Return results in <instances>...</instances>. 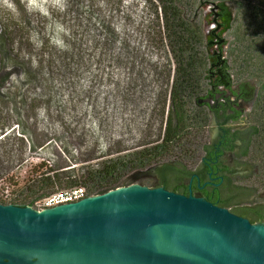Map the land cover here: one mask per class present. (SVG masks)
<instances>
[{"label": "rangeland", "instance_id": "obj_1", "mask_svg": "<svg viewBox=\"0 0 264 264\" xmlns=\"http://www.w3.org/2000/svg\"><path fill=\"white\" fill-rule=\"evenodd\" d=\"M16 4L18 16L0 9V201L6 203L9 193L10 201L30 204L51 191L33 194L50 171L55 175L70 165L78 175L84 165L156 139L174 65L162 43L164 30L155 0H68L65 12H52L53 19L69 30L67 51L50 45L47 18L28 14L20 0ZM225 5L233 19V8ZM201 22L208 44L207 27H216L210 7H203ZM34 31L43 40L40 48L29 39ZM224 37L226 58L230 33ZM217 50V46L208 48L211 55ZM254 86L249 82L253 98ZM254 102L242 103L245 115L237 122L224 126L213 116L210 143H217L224 128L246 130ZM41 108L43 116L38 114ZM236 145L224 156L237 173L232 177L233 192L222 200L231 212L239 210L253 224L264 225L256 213L258 207L264 208V193H252L259 185L246 179V170L236 165L234 153L241 142ZM146 175L155 188L162 187L156 171L133 172L129 177L134 183L129 186L146 187L141 183ZM166 179L175 184L173 175ZM54 190H61L59 184Z\"/></svg>", "mask_w": 264, "mask_h": 264}, {"label": "trees", "instance_id": "obj_2", "mask_svg": "<svg viewBox=\"0 0 264 264\" xmlns=\"http://www.w3.org/2000/svg\"><path fill=\"white\" fill-rule=\"evenodd\" d=\"M155 1L157 18L164 30L162 43L169 48L174 65L172 83L163 94L157 138L130 151H119L117 156L102 157L95 164L84 165L78 175L70 165L62 167L68 169L55 175H50L53 172L50 171L39 180L38 191L33 194L51 190L47 193L50 195L59 184L61 190L82 186L89 194L102 195L132 185L134 181L129 176L135 171L142 174L156 171L162 179V187L189 195V186L184 183L208 159L216 156V146L210 143L208 134L213 116H218L224 123L237 121L242 116L241 111L230 103L226 105L217 101L221 92L219 85L214 87L211 81L212 56L201 22L200 7L205 1L229 4L234 10L226 51V62L235 78L230 89L234 95L243 98L252 94L248 89L249 82H253L257 89L250 125L233 135V141L241 142L234 157L236 165L246 170L245 178L257 181L259 189L254 187L252 193L259 190L264 193V0ZM168 99L169 111L166 110ZM236 148L237 145H232L228 151L234 152ZM168 175H173L174 185L167 181ZM149 176L146 175L141 183L155 188ZM228 182L227 192L231 193L233 178ZM221 203L227 208L224 200ZM234 213L242 215L239 210ZM256 213L264 221V208L258 207Z\"/></svg>", "mask_w": 264, "mask_h": 264}, {"label": "water", "instance_id": "obj_3", "mask_svg": "<svg viewBox=\"0 0 264 264\" xmlns=\"http://www.w3.org/2000/svg\"><path fill=\"white\" fill-rule=\"evenodd\" d=\"M0 264H264V225L162 187L43 212L0 202Z\"/></svg>", "mask_w": 264, "mask_h": 264}, {"label": "flooded vegetation", "instance_id": "obj_4", "mask_svg": "<svg viewBox=\"0 0 264 264\" xmlns=\"http://www.w3.org/2000/svg\"><path fill=\"white\" fill-rule=\"evenodd\" d=\"M205 6L210 7L213 15V23L216 25L215 28L207 27L206 32L210 34V42L207 44V48H209L210 46H217L218 48V50L215 51L212 55L209 53L212 56L210 60L211 81L213 82L214 87L215 85H219V90L221 92V95H219L217 101L218 103L226 105L227 103H230L233 107L241 111L242 116L240 117V119H242L245 115V108H243L244 105H242V103H253L256 97L253 98L252 94H250L247 95L246 98H243L238 95H234L231 92L232 90L230 89L231 84L233 83V79L228 67V63L226 62V58H224L222 46L226 42L224 36L225 34L229 33L232 26V15L229 12V8L225 4L215 1L203 2L200 7L201 14L203 13V7ZM221 86L223 87V89H221ZM232 89L235 90V87L232 86ZM214 103L215 102L212 101V104ZM229 113L232 112L230 111ZM217 118L224 126L231 122H237L240 120L239 119L237 121L224 123L218 116ZM235 132L236 131H233L230 128H224L219 140L216 144H214L216 146L215 158L208 159V162H206L204 165H201L188 180L189 195L193 194V196L195 197L202 198L213 203L214 205L225 208L224 206H222L221 201L229 188L228 181L237 173V171L233 170L226 163L224 156L226 152H229L228 148L230 146L237 144V141H233V135ZM178 194L185 195L183 193ZM237 215L246 218L243 215Z\"/></svg>", "mask_w": 264, "mask_h": 264}, {"label": "clouds", "instance_id": "obj_5", "mask_svg": "<svg viewBox=\"0 0 264 264\" xmlns=\"http://www.w3.org/2000/svg\"><path fill=\"white\" fill-rule=\"evenodd\" d=\"M24 7L25 12L28 14H38L49 20L47 25V38L51 46L56 47L61 51H67L70 45L66 42L65 37L69 35V30L59 21H55L52 17V12L56 11L63 13L68 8V0H20ZM0 9H3L13 16L19 15V9L16 4V0H0ZM34 47L40 48L43 46V40L40 34L32 32L29 37ZM35 61H33V67H37ZM11 71V68L8 69ZM40 116L44 115V109H38Z\"/></svg>", "mask_w": 264, "mask_h": 264}, {"label": "built area", "instance_id": "obj_6", "mask_svg": "<svg viewBox=\"0 0 264 264\" xmlns=\"http://www.w3.org/2000/svg\"><path fill=\"white\" fill-rule=\"evenodd\" d=\"M95 196L97 195L89 194V191L85 187L79 186L75 188L55 191L50 195H45L44 197L35 199L30 204H20L10 201L9 193L6 194L5 199L8 205L9 204H13L17 206L24 205L23 207H29L35 211L43 212L49 209L56 208L61 205L76 203L86 198H91ZM2 203L6 204L5 202Z\"/></svg>", "mask_w": 264, "mask_h": 264}]
</instances>
